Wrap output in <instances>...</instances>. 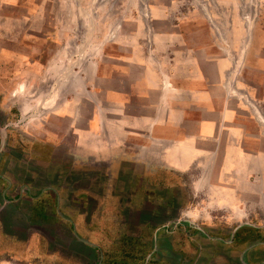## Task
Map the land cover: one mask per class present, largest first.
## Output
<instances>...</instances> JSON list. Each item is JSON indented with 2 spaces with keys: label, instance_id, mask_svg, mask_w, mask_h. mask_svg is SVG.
Masks as SVG:
<instances>
[{
  "label": "rangeland",
  "instance_id": "rangeland-1",
  "mask_svg": "<svg viewBox=\"0 0 264 264\" xmlns=\"http://www.w3.org/2000/svg\"><path fill=\"white\" fill-rule=\"evenodd\" d=\"M177 25L211 30L214 27L217 31L223 28L224 35L212 31L210 37L213 42L225 44L228 56L240 63H244V53L239 47L234 50L233 44L243 39L246 45L251 36L248 43L255 44L256 59L253 67L244 68L249 71L241 78L246 80L245 87L253 89L260 109L247 95L237 94L244 96V102L264 118V0H0V125L4 127L0 155H5L2 169L19 186L20 194L22 186H31V191L26 188L23 195L3 194L0 188V264H143L145 255L152 262L188 264L189 260H181L177 249H171L176 228L170 226L171 221L177 222V216L183 218L182 211L186 210H192L196 216L190 220L195 230L191 233L192 242L200 251L197 264L202 252L209 250L206 233L229 240L237 230L246 227L258 230L257 239L236 242V256L241 250L242 264H264V123L256 114L263 126L252 128L256 143L243 148L244 156L253 155L252 162L235 163V148L226 147V163L221 149L217 161L206 159L187 173L163 171L161 179L144 181V187L156 193L151 196L152 201L164 202L163 209L170 200L178 203V211L163 210L158 213L159 218H153L154 224L161 220L166 223L157 241L149 235V227L133 224L142 219L139 212L118 209V203H108L112 201L107 195L73 193L75 186L91 187L98 192L109 186L120 192L125 189L128 176L135 179L146 172L130 164L113 171L111 180L103 179L108 171L106 164L98 168L89 154H78L81 149L72 134L61 138L64 123L59 120L60 109L45 108L58 101L57 97L47 96L49 89L58 84L47 86L45 96L41 78L46 74L51 78L67 77L75 71L79 75L75 83L83 90L87 78L96 75L97 62L105 70L109 59L123 54V42L128 50L141 45L147 54L153 48L156 31ZM203 33L199 35L201 40L207 37ZM33 78L32 86L38 88L30 96L35 98L10 96L19 84L22 85L18 92L25 91L26 81ZM98 82L106 87V78ZM65 88L69 99L81 92L74 88V81H68ZM93 88L90 85L88 89L95 96ZM83 92L89 95L86 89ZM84 99L85 127L92 105ZM24 107L27 111H20ZM252 121L257 122L255 117ZM66 125L70 130L69 123ZM48 133L51 138L60 137L49 141L55 152L43 146ZM33 168L38 173L31 177L28 170ZM90 169H99L101 173L96 177ZM249 169L252 174L240 179V171L245 173ZM223 170L227 172L226 178L222 176ZM46 186L62 194L41 195V188ZM34 196L39 197L34 200ZM104 197L105 200L98 201ZM145 214L149 212H142ZM241 232L247 235V230ZM224 248L229 261L234 245L228 243Z\"/></svg>",
  "mask_w": 264,
  "mask_h": 264
},
{
  "label": "crops",
  "instance_id": "crops-1",
  "mask_svg": "<svg viewBox=\"0 0 264 264\" xmlns=\"http://www.w3.org/2000/svg\"><path fill=\"white\" fill-rule=\"evenodd\" d=\"M212 28L213 30L177 25L162 32L156 31L153 48L147 54L144 53L145 50L141 45L128 50L123 42V54L109 59L105 70L100 63H96V75L87 78L83 88L89 95L77 87L75 82L79 75L75 71L67 77L51 78V75L46 74L40 80L44 95L47 94L45 93L47 86L54 82L58 84L53 89L48 88L50 92L47 94L49 98L57 97L58 101L55 105L45 108L46 111L60 109L59 120H63L64 123V127L61 128V138L66 139L72 134L78 148L81 149L78 154H89L96 160L94 164L98 165V168L106 164L108 171L111 172L107 171V174L102 176L103 179L111 180L113 171L116 172L119 167L130 164L134 167H142V170L147 173L135 179L128 176L125 189L120 192L112 191L109 186L106 190L105 187L102 188L101 192L91 187L75 186L73 193L80 191L78 194L81 195L83 193L89 196L92 193L99 196L107 195L112 201L108 203H118V209L139 212L142 218L139 226L149 227V235L156 241L160 239L162 227L166 223L164 224L161 220L158 224H154L153 218H159L158 213L163 210L178 211V203H172L170 200L163 209L164 202L152 201L151 196L156 193L145 188L144 181L159 179L163 171L169 174L187 173L197 162H206V159L208 162L217 161L216 157L220 155L221 149L224 150L221 153H224L226 163L228 161L226 147L235 148V156L232 160L235 163L252 162L253 155L247 153L244 156L243 148L256 143V140L252 138V128L256 125L263 126L256 118L253 109L244 102V96L237 94L241 92L247 95L259 108L253 89L249 86L245 87L246 80L241 78V75L245 76V73L249 71L244 68L253 67L256 59L257 48H254L255 44L248 43L251 36L247 39L246 45L242 43L243 39H240L238 44L236 42L233 44L234 50L239 47L244 53V63H240L237 58L232 59L228 56V48L225 44L213 42L210 37L212 31L224 35L223 28H217L219 32ZM252 32H254L253 28L251 35ZM201 33L206 34L204 36L207 37L201 40L199 36ZM238 34L239 32H236V35ZM211 56H215V59ZM72 67L75 70L76 66ZM103 78H106L105 88L98 82ZM45 81L48 82L42 84ZM68 81H74V88L81 90L71 99L67 96L66 88L64 89ZM26 82L28 87L25 91L18 92L22 85L19 84L11 91L10 96L21 95L28 100L35 98L30 96L34 94L31 91L38 88V86H32L34 78ZM90 85H94L95 96L91 95L92 91L88 89ZM31 87L33 88L30 89ZM101 94H104L103 99L100 97ZM84 98L89 99L87 102L92 105L90 118L85 127L83 125L86 104L83 101ZM244 104L248 107L243 106ZM239 108L241 111H237ZM22 110L27 111L26 107L20 108V111ZM254 117L256 123L252 121ZM66 122L69 123L71 132L67 130ZM3 128V125H0L1 138ZM56 140H60V137L51 138V134L48 133V137L43 140V146L53 151L55 146L49 141ZM1 147L2 143L0 149ZM4 157L5 155H0L2 181L0 188L3 194L12 192L18 195L21 192L19 186L14 184L11 177L9 179V176L3 173ZM101 163L102 165H99ZM64 170L67 171L66 168ZM90 171L92 174L96 173V177L101 173L99 169H90ZM223 172L222 176L226 178V170ZM243 172V170L240 171V179L248 178L252 174L250 169ZM120 177L122 179V176ZM206 177L207 174L204 178ZM26 188L31 191L30 186H22V190ZM47 190L51 193L56 192L59 196L62 194L60 190L56 191L51 186L43 187L42 192L48 194ZM107 190L110 193L106 192ZM229 193L237 194V191H229ZM105 199L106 197L98 201ZM145 211L149 212L145 214L146 216L142 215ZM182 215L183 218L179 219L177 216V220L175 218L177 222L170 223L172 228H176L173 229L171 249L179 251L182 261L189 260L188 264H197L196 255L200 251H197L192 242L194 238L191 233L195 230L190 220L196 216L192 210L182 211ZM233 235L227 240L228 238L223 236H211L206 233L205 241L209 242L207 245L209 250L202 252L199 264H237L236 260L238 264H242L243 252L240 250L237 258V246ZM88 243L98 246V244ZM228 243L234 245L229 261L227 250L223 249V246ZM221 247L224 252H221ZM143 258V264H152L150 256L145 255ZM160 261H153V264H163Z\"/></svg>",
  "mask_w": 264,
  "mask_h": 264
},
{
  "label": "trees",
  "instance_id": "trees-1",
  "mask_svg": "<svg viewBox=\"0 0 264 264\" xmlns=\"http://www.w3.org/2000/svg\"><path fill=\"white\" fill-rule=\"evenodd\" d=\"M242 230H247V235H242V232H241ZM257 232H258V230L254 229L252 227L240 228L236 232L235 239L240 243H245V242L250 241V240H256L257 239ZM152 264H153V262H152Z\"/></svg>",
  "mask_w": 264,
  "mask_h": 264
},
{
  "label": "flooded vegetation",
  "instance_id": "flooded-vegetation-1",
  "mask_svg": "<svg viewBox=\"0 0 264 264\" xmlns=\"http://www.w3.org/2000/svg\"><path fill=\"white\" fill-rule=\"evenodd\" d=\"M1 141H2V138H1V131H0V146H1V143H2ZM36 173H38V171L35 170V168L31 169L30 171L28 170V175H30L31 177L34 176V175H36ZM3 182H4V180H3ZM1 183H2V181H1V177H0V186H1ZM4 183H5V182H4ZM30 187H31V186H30ZM42 190H43V187L41 188V191L39 190L40 193L42 192ZM47 191H48V194H51V191H50V192H49V190H47ZM23 192H25V191L22 190V194H20V193H19V194H20V195H23V194H24ZM43 194H44V192H42L41 195H43ZM41 195H40V196H41ZM38 197H39V196H34L33 199L35 200V199H37ZM42 205H43V204H42ZM36 206H38V205H36ZM36 206H35V207H36ZM138 220H139V219H138ZM141 220H142V219H140L138 222H135V223L133 222V224H134V225H140ZM234 237H235V235H234ZM234 237H233V239H234ZM232 241H233V240H232ZM234 241H235V242H238L236 239H235Z\"/></svg>",
  "mask_w": 264,
  "mask_h": 264
},
{
  "label": "bare ground",
  "instance_id": "bare-ground-1",
  "mask_svg": "<svg viewBox=\"0 0 264 264\" xmlns=\"http://www.w3.org/2000/svg\"><path fill=\"white\" fill-rule=\"evenodd\" d=\"M254 113L257 115L258 119H259L262 123H264V118H262L261 115H259V113H258L256 110H254Z\"/></svg>",
  "mask_w": 264,
  "mask_h": 264
}]
</instances>
